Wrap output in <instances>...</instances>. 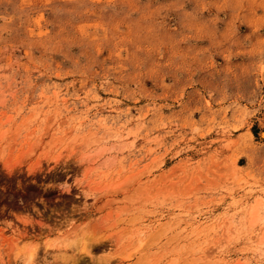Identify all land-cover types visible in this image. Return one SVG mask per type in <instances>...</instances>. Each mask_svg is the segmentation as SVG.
<instances>
[{"label":"rangeland","instance_id":"374dc122","mask_svg":"<svg viewBox=\"0 0 264 264\" xmlns=\"http://www.w3.org/2000/svg\"><path fill=\"white\" fill-rule=\"evenodd\" d=\"M263 123L264 0H0V264H264Z\"/></svg>","mask_w":264,"mask_h":264},{"label":"bare ground","instance_id":"6f19581e","mask_svg":"<svg viewBox=\"0 0 264 264\" xmlns=\"http://www.w3.org/2000/svg\"><path fill=\"white\" fill-rule=\"evenodd\" d=\"M263 130H264V123H263ZM262 135L264 136V131L262 133ZM35 251L32 250L28 253V263L31 264L33 262V257H34V253ZM89 253V252H88ZM65 254V253H64ZM61 256V255H60ZM65 256V255H64ZM67 257V256H66ZM62 258L64 259L65 257L62 256ZM61 259V258H60ZM65 260V259H64ZM73 260V259H72ZM72 262V261H71ZM74 263V262H73ZM33 264V263H32Z\"/></svg>","mask_w":264,"mask_h":264}]
</instances>
